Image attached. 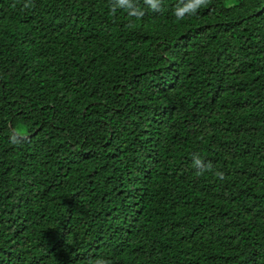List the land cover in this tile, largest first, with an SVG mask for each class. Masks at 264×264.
<instances>
[{
  "label": "trees",
  "instance_id": "obj_1",
  "mask_svg": "<svg viewBox=\"0 0 264 264\" xmlns=\"http://www.w3.org/2000/svg\"><path fill=\"white\" fill-rule=\"evenodd\" d=\"M187 3L0 0V264H264V0Z\"/></svg>",
  "mask_w": 264,
  "mask_h": 264
},
{
  "label": "clouds",
  "instance_id": "obj_2",
  "mask_svg": "<svg viewBox=\"0 0 264 264\" xmlns=\"http://www.w3.org/2000/svg\"><path fill=\"white\" fill-rule=\"evenodd\" d=\"M145 2L146 4L151 6V9L153 11L161 10L160 5L162 3V0H145ZM206 3H207V0H188V3L184 8V12L189 13V14H195L197 9L203 5H206ZM114 6L124 7L127 10H129L131 13L132 10H134L135 8L139 6V0H114ZM178 17L182 18V15L178 13ZM195 166L200 169H203L204 167L201 160L199 159L195 160ZM218 175H220L221 178H223L222 173H218ZM95 264H109V262L103 261V260H97Z\"/></svg>",
  "mask_w": 264,
  "mask_h": 264
}]
</instances>
